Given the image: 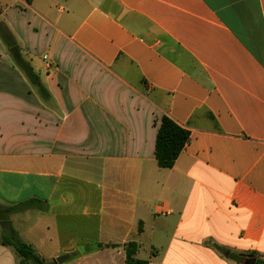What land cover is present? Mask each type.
Wrapping results in <instances>:
<instances>
[{"label":"crops","instance_id":"1","mask_svg":"<svg viewBox=\"0 0 264 264\" xmlns=\"http://www.w3.org/2000/svg\"><path fill=\"white\" fill-rule=\"evenodd\" d=\"M0 20L39 77L0 38V207L35 200L8 222L42 258L264 260V0H0ZM163 117L190 132L170 169ZM0 264H21L1 241Z\"/></svg>","mask_w":264,"mask_h":264},{"label":"trees","instance_id":"2","mask_svg":"<svg viewBox=\"0 0 264 264\" xmlns=\"http://www.w3.org/2000/svg\"><path fill=\"white\" fill-rule=\"evenodd\" d=\"M0 38L3 40L12 56L15 64L26 74L33 85L38 86L39 77L29 62L24 59L22 50L17 43L14 35L8 26L0 20ZM190 140V132L168 117H163L160 121V127L156 138L155 156L158 165L161 168L170 169L174 166L176 160L186 147ZM35 200L24 202L9 208L0 207V224L9 221L11 214L23 212L33 206ZM0 241L2 245L11 247L15 250L21 260V264H56L55 261L48 263L34 249V247L24 241L13 228L1 226ZM139 246L136 242H130L126 245V264H147V261H141L135 258ZM239 264H247L255 259V264H263L264 260L258 258L255 254L231 256Z\"/></svg>","mask_w":264,"mask_h":264},{"label":"water","instance_id":"3","mask_svg":"<svg viewBox=\"0 0 264 264\" xmlns=\"http://www.w3.org/2000/svg\"><path fill=\"white\" fill-rule=\"evenodd\" d=\"M1 226H2V227H7V228H11V227H12V226H11V223L8 222V221H4V222H2V223H1ZM63 259H64V258H59V259H57V262H58V263H62ZM255 262H256V260L253 259V260H250L247 264H255ZM263 264H264V263H263Z\"/></svg>","mask_w":264,"mask_h":264},{"label":"built area","instance_id":"4","mask_svg":"<svg viewBox=\"0 0 264 264\" xmlns=\"http://www.w3.org/2000/svg\"><path fill=\"white\" fill-rule=\"evenodd\" d=\"M45 59H47V56H45Z\"/></svg>","mask_w":264,"mask_h":264},{"label":"rangeland","instance_id":"5","mask_svg":"<svg viewBox=\"0 0 264 264\" xmlns=\"http://www.w3.org/2000/svg\"><path fill=\"white\" fill-rule=\"evenodd\" d=\"M0 228H1V226H0Z\"/></svg>","mask_w":264,"mask_h":264}]
</instances>
